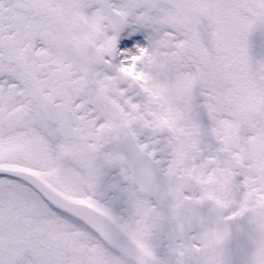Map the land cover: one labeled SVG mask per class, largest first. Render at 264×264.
I'll return each mask as SVG.
<instances>
[{"label": "snow or ice", "instance_id": "snow-or-ice-1", "mask_svg": "<svg viewBox=\"0 0 264 264\" xmlns=\"http://www.w3.org/2000/svg\"><path fill=\"white\" fill-rule=\"evenodd\" d=\"M0 264H264V0H0Z\"/></svg>", "mask_w": 264, "mask_h": 264}]
</instances>
